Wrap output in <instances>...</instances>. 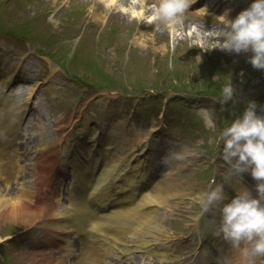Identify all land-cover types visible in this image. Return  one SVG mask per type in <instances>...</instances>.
<instances>
[{
	"label": "clouds",
	"instance_id": "1",
	"mask_svg": "<svg viewBox=\"0 0 264 264\" xmlns=\"http://www.w3.org/2000/svg\"><path fill=\"white\" fill-rule=\"evenodd\" d=\"M193 3L194 0H111L110 7L112 11L146 20L154 26V31L163 32L180 25ZM229 11L217 17L219 24L215 30L220 39H216V48L236 54L251 53L248 62L253 68L264 70V0H253L234 19L229 18ZM212 79L216 90L214 103H220L221 111L225 110L223 106L228 102L236 104V88L231 74H216ZM257 109L255 101H248L243 113L231 123L227 121L223 127L218 124L219 117L214 107L196 109L203 127L213 133L218 132V135L210 137V142L217 146L231 170L239 176L250 172L258 181L257 197L243 188L229 200L224 184H217L196 196L202 212L219 211V227L215 235L222 236L235 248L243 245V251L250 257L264 256V114L258 113ZM175 158L181 159L182 155L177 153Z\"/></svg>",
	"mask_w": 264,
	"mask_h": 264
},
{
	"label": "rangeland",
	"instance_id": "2",
	"mask_svg": "<svg viewBox=\"0 0 264 264\" xmlns=\"http://www.w3.org/2000/svg\"><path fill=\"white\" fill-rule=\"evenodd\" d=\"M108 4L106 3L104 4H100L99 7V12L100 13H104L106 12V8ZM33 7H37V12H36V16L38 18H41L40 16V11L42 10V8L45 10L46 12V18H47V22L44 24H40L42 25V27L40 28L37 25V28L40 32H38V30H34L36 33L42 35L44 38H46V40H51L52 35H56V32H54L55 30H53V28L56 27V29H58L59 27L62 28V31H64L65 33H67L65 31V27H64V20L65 18H70V15H68L67 13L69 11H71L72 13V17L74 19V21H72V25L71 28L73 30H77L79 31L78 33L81 35H79L81 37V46L83 47H87L90 43L94 42V35L93 33L90 32V30L92 29H97L100 26V13H97V15L99 17H97L96 19H92L85 17V14H87V12H89V0H0V10L2 12H7L10 11L9 13H7V15L1 16L3 19H0V26L3 27L8 30L7 25L5 24L6 22L9 21V19H15L18 18L16 16V13H18V15L20 17H24V20L26 21V23L28 21H33L31 16H29V12H31V8ZM60 9V10H59ZM59 10V14L58 17L60 15V18H54L53 13L55 11ZM16 11V13H15ZM48 11H50V17L48 19ZM74 15V16H73ZM114 17V16H113ZM36 19V18H35ZM34 19V20H35ZM128 21V20H127ZM50 23V24H48ZM128 23H130V21H128ZM119 27V43L121 44L122 48H124L128 42V39L130 37H133L134 39V43L132 44L133 47H135V49H132V55H135L136 57L140 58L141 60H146V54L147 52L143 50L142 45L143 42H145V40L142 39L140 41V43H138V35L140 32H136L134 35H132L133 30H134V24L132 25H128L126 23V21L118 14L116 19L114 20L113 24H109V27ZM53 27V28H52ZM87 31V32H86ZM86 32V33H83ZM100 33V32H99ZM71 35H74V33H70ZM99 36H102L106 39V41H108V39L110 38V36L108 35V33H100ZM56 38V37H55ZM54 38V39H55ZM136 42L138 44H136ZM142 44V45H141ZM147 46V45H146ZM188 47V44L184 45L181 44L176 48V54L179 53H184L186 48ZM6 48H8V46H6ZM90 48V47H89ZM160 49V48H159ZM199 57L198 54L195 57V64L194 67L192 68H188V66L186 67V63L184 62L182 69H186L187 72L183 75V82L187 81L188 76L192 73L193 70L196 71V73H198V75H202V71L201 68L203 66L200 65L199 63ZM160 75H162L161 72H159ZM200 81V80H199ZM186 185L190 186L192 185V180H182ZM10 193H13V190L10 188ZM5 228L3 226V222L1 220L0 222V229Z\"/></svg>",
	"mask_w": 264,
	"mask_h": 264
},
{
	"label": "bare ground",
	"instance_id": "3",
	"mask_svg": "<svg viewBox=\"0 0 264 264\" xmlns=\"http://www.w3.org/2000/svg\"><path fill=\"white\" fill-rule=\"evenodd\" d=\"M109 1V0H108ZM109 4H111V0L109 1ZM140 35V33H139ZM145 50H147L146 47H144ZM4 85V84H3ZM81 128H83L82 132L88 131V127L87 125L83 122H81ZM74 130L77 131V129L79 127H74ZM58 141L60 142L61 139L58 137L57 133H55V141L54 143H52L53 145L46 149L43 150L41 152H39L36 157H35V161L37 162V164L40 166L41 165V161L45 158H47L48 155H50L53 151L51 149H54L58 143ZM139 143L136 144L135 148H138ZM147 147L145 146V153L147 152ZM138 152H142V148L138 149ZM50 153V154H49ZM137 174H139V172H137ZM133 184L134 181H131ZM6 182L2 183V188H0V191L4 188ZM10 186L8 184H6L5 188H4V192H0V194H3V197H0V221L4 220V221H10V220H17L19 217H22L28 213H30L27 218L30 220H34V219H38L41 215L40 214H36L37 211L35 213H33V211L31 212L30 208L27 207V205L29 204V193H28V188L24 187L23 185H19L17 188V194L16 195H12L8 192V189ZM24 193V194H23ZM20 194H22L23 196H20ZM160 195V194H158ZM152 196V195H151ZM149 194H142V198L140 201H143L142 204L139 203V208L135 209V212H137L138 210L141 209H145L150 207V206H158L160 207H165L166 206V202L167 200H173V199H178V197L175 196H171V197H167V200H163V198H166L165 196L162 197H151ZM144 211V210H143ZM141 213V212H140ZM54 215V213H52ZM136 215H133V218H137L138 216H140L141 214L137 215V213H135ZM148 223V222H147ZM140 229L136 228L137 231H139L138 233H127V235H129V238H134V237H139L143 242L144 241V234H145V227H144V222L143 223H138ZM119 243V242H117ZM36 264H41V263H36Z\"/></svg>",
	"mask_w": 264,
	"mask_h": 264
}]
</instances>
